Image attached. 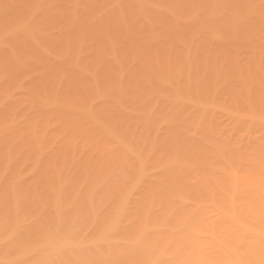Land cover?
Masks as SVG:
<instances>
[{"label":"bare ground","instance_id":"6f19581e","mask_svg":"<svg viewBox=\"0 0 264 264\" xmlns=\"http://www.w3.org/2000/svg\"><path fill=\"white\" fill-rule=\"evenodd\" d=\"M0 264H264V0H0Z\"/></svg>","mask_w":264,"mask_h":264}]
</instances>
